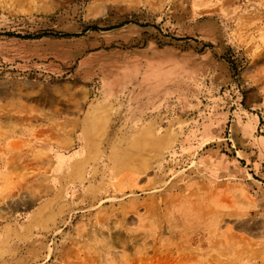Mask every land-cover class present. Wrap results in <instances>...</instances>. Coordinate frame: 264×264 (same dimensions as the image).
I'll use <instances>...</instances> for the list:
<instances>
[{"label": "rangeland", "instance_id": "obj_1", "mask_svg": "<svg viewBox=\"0 0 264 264\" xmlns=\"http://www.w3.org/2000/svg\"><path fill=\"white\" fill-rule=\"evenodd\" d=\"M0 264H264V0H0Z\"/></svg>", "mask_w": 264, "mask_h": 264}, {"label": "bare ground", "instance_id": "obj_2", "mask_svg": "<svg viewBox=\"0 0 264 264\" xmlns=\"http://www.w3.org/2000/svg\"><path fill=\"white\" fill-rule=\"evenodd\" d=\"M206 33H209V32H206ZM203 34H205V31H203ZM206 35V34H205ZM143 78V77H142ZM145 78V77H144ZM106 80V76L105 77H102V84H104ZM255 122H256V118L255 116H250L248 118V120L244 123H242V127L243 129H245L247 132H249V130L253 127V125H255ZM244 132V131H243Z\"/></svg>", "mask_w": 264, "mask_h": 264}, {"label": "crops", "instance_id": "obj_3", "mask_svg": "<svg viewBox=\"0 0 264 264\" xmlns=\"http://www.w3.org/2000/svg\"><path fill=\"white\" fill-rule=\"evenodd\" d=\"M195 4H198L201 2V0H192ZM154 46L153 44L150 45V42H149V45L147 46V49L150 50V51H153L154 49Z\"/></svg>", "mask_w": 264, "mask_h": 264}]
</instances>
